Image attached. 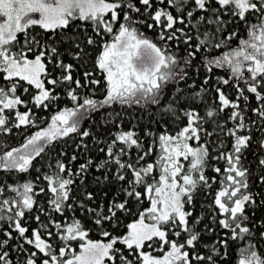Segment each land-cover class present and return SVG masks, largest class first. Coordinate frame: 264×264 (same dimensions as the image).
Masks as SVG:
<instances>
[{
    "label": "snow or ice",
    "instance_id": "obj_1",
    "mask_svg": "<svg viewBox=\"0 0 264 264\" xmlns=\"http://www.w3.org/2000/svg\"><path fill=\"white\" fill-rule=\"evenodd\" d=\"M0 264H264V0H0Z\"/></svg>",
    "mask_w": 264,
    "mask_h": 264
}]
</instances>
